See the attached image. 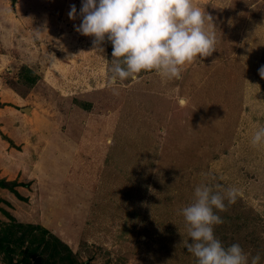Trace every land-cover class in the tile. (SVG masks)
Masks as SVG:
<instances>
[{"label": "rangeland", "instance_id": "1", "mask_svg": "<svg viewBox=\"0 0 264 264\" xmlns=\"http://www.w3.org/2000/svg\"><path fill=\"white\" fill-rule=\"evenodd\" d=\"M193 3L217 50L181 79L112 85L111 43L94 51L76 31L82 0H0V135L23 156L18 178L0 177L12 249L0 264H37L41 239L76 264H197L181 210L200 185L239 189L214 233L264 264V145L251 144L264 125V0Z\"/></svg>", "mask_w": 264, "mask_h": 264}, {"label": "clouds", "instance_id": "2", "mask_svg": "<svg viewBox=\"0 0 264 264\" xmlns=\"http://www.w3.org/2000/svg\"><path fill=\"white\" fill-rule=\"evenodd\" d=\"M77 15L73 4L68 16L74 20ZM79 16L76 31L94 37V51L103 52L105 42L112 45V85L135 80L144 72H155L167 80L181 79L188 65L217 50L215 31L208 25L212 17L193 0H82ZM258 72L264 79V66ZM251 144L264 145V125L257 128ZM238 195L235 187L221 192L200 185L193 201L182 208L192 241L186 248L197 264H260L259 254L249 259L238 243L225 246L214 233V227L224 223L217 212L227 211Z\"/></svg>", "mask_w": 264, "mask_h": 264}, {"label": "trees", "instance_id": "3", "mask_svg": "<svg viewBox=\"0 0 264 264\" xmlns=\"http://www.w3.org/2000/svg\"><path fill=\"white\" fill-rule=\"evenodd\" d=\"M0 186L8 188L10 185L9 183L5 181H0ZM40 243L39 245L33 249L30 253V255L35 256L37 255V264H49V261H52L51 264H56L57 262H60V264H67L63 261H67L69 264H76L74 262V258L72 257V253L67 250L64 244L62 243H52L53 245H50L47 240H39ZM42 243V244H41ZM0 248L1 250L5 252H9L10 250V245L9 247H5L2 245V239L0 241ZM12 261V259H10ZM30 262V257L26 256L21 263L18 264H28Z\"/></svg>", "mask_w": 264, "mask_h": 264}, {"label": "crops", "instance_id": "4", "mask_svg": "<svg viewBox=\"0 0 264 264\" xmlns=\"http://www.w3.org/2000/svg\"><path fill=\"white\" fill-rule=\"evenodd\" d=\"M101 47H103V45ZM5 134H7V133H5ZM9 137H11L15 141V138L13 135H10ZM8 148H9L8 142L3 139V136L0 135V177H2V176L9 177V175H11V176L16 175L18 178V176L20 174L19 169L22 167L21 166L22 163H20V162H22L23 156H19L14 152H12V153L8 152L9 151ZM13 150L16 151L15 149H12V151ZM15 170H17V171H15ZM7 181H9V180H7Z\"/></svg>", "mask_w": 264, "mask_h": 264}, {"label": "water", "instance_id": "5", "mask_svg": "<svg viewBox=\"0 0 264 264\" xmlns=\"http://www.w3.org/2000/svg\"><path fill=\"white\" fill-rule=\"evenodd\" d=\"M17 0H13V3L16 4ZM31 108L23 109L25 113H30Z\"/></svg>", "mask_w": 264, "mask_h": 264}, {"label": "bare ground", "instance_id": "6", "mask_svg": "<svg viewBox=\"0 0 264 264\" xmlns=\"http://www.w3.org/2000/svg\"><path fill=\"white\" fill-rule=\"evenodd\" d=\"M184 102V101H183Z\"/></svg>", "mask_w": 264, "mask_h": 264}]
</instances>
